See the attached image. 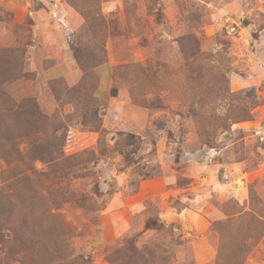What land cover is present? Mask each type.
Here are the masks:
<instances>
[{"label": "rangeland", "instance_id": "rangeland-1", "mask_svg": "<svg viewBox=\"0 0 264 264\" xmlns=\"http://www.w3.org/2000/svg\"><path fill=\"white\" fill-rule=\"evenodd\" d=\"M0 114V264H264V0H0Z\"/></svg>", "mask_w": 264, "mask_h": 264}, {"label": "crops", "instance_id": "crops-1", "mask_svg": "<svg viewBox=\"0 0 264 264\" xmlns=\"http://www.w3.org/2000/svg\"><path fill=\"white\" fill-rule=\"evenodd\" d=\"M213 153H215V151H213ZM194 155H196V151L195 152L184 153V155L182 156V158L185 160V162H183V163L180 162V164H179L180 167H182V169L175 171V172L179 173L178 175L177 174H174L175 176H177V178H175V179H179L181 181V185H185L186 182H187V180H188V178H185V177H187L186 168L190 167V165H192L194 163V161H193V156ZM232 164L233 165L231 166V168L233 170H225V172L224 173L222 172L221 174H223L227 178H228V175H229V178L236 177L237 178V181L239 180L238 182H240V180L243 177H245L248 173L243 171L241 162L234 161V163H232ZM200 169H201V171L203 173L206 172V175L203 176L204 178L203 177L202 178H199L202 181V182L198 183L199 185L200 184H202V185L208 184L209 183L208 182V179L210 177H216V180L217 181L215 183H216V185L218 187L217 188L216 187H213L214 190H219L221 187H226L227 186V181H225L224 179H222L221 178V175H216L215 174V172H216L215 171V166L210 165V163H206V164L205 163H201ZM234 172H235V174L232 175ZM211 180H212V184L214 185V182H213V179L212 178H211ZM171 182H175L174 178H171V180L168 183H171ZM193 184L194 183H191V186H192L191 189L192 190L197 191V190L200 189V186L193 185ZM188 212L194 218H196V216L199 215L197 212H193L191 210H188ZM170 213H173V214H176V215L183 214L182 212H178V211H174V210H171Z\"/></svg>", "mask_w": 264, "mask_h": 264}, {"label": "trees", "instance_id": "trees-1", "mask_svg": "<svg viewBox=\"0 0 264 264\" xmlns=\"http://www.w3.org/2000/svg\"><path fill=\"white\" fill-rule=\"evenodd\" d=\"M38 108L39 107L36 101L34 99H31L26 102H21L18 105H12L10 108L5 110L6 112L14 113H17L16 110H19L21 114L28 115L29 117L35 116L38 118H44ZM6 122L7 120H4V117L2 116V114H0V145L12 141V139L15 137L14 129L7 125ZM10 212H12V210L8 209V200H6L3 196L0 195V220L7 221ZM6 229H8L9 231L14 230L11 224H7Z\"/></svg>", "mask_w": 264, "mask_h": 264}, {"label": "built area", "instance_id": "built-area-1", "mask_svg": "<svg viewBox=\"0 0 264 264\" xmlns=\"http://www.w3.org/2000/svg\"><path fill=\"white\" fill-rule=\"evenodd\" d=\"M211 150H212V149H211ZM209 152H210V151H208V153H207V154H209Z\"/></svg>", "mask_w": 264, "mask_h": 264}]
</instances>
